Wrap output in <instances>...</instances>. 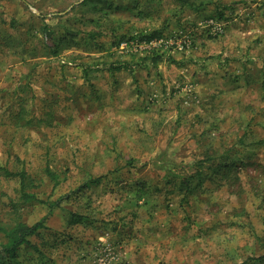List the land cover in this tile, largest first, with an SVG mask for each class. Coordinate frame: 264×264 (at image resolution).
Here are the masks:
<instances>
[{
	"label": "rangeland",
	"instance_id": "374dc122",
	"mask_svg": "<svg viewBox=\"0 0 264 264\" xmlns=\"http://www.w3.org/2000/svg\"><path fill=\"white\" fill-rule=\"evenodd\" d=\"M41 221L0 264H264V0H0V227Z\"/></svg>",
	"mask_w": 264,
	"mask_h": 264
},
{
	"label": "trees",
	"instance_id": "16d2710c",
	"mask_svg": "<svg viewBox=\"0 0 264 264\" xmlns=\"http://www.w3.org/2000/svg\"><path fill=\"white\" fill-rule=\"evenodd\" d=\"M51 27L46 26V30ZM162 33L155 31L150 35H144L140 38L139 42L150 43L155 39H161ZM160 58V57H159ZM159 59H154L153 62L157 64ZM132 66L129 63H120L111 65V69L113 72L122 71V70H131ZM7 177L14 178L20 181V191L22 193L23 198L27 202L40 201L35 193H32V190L35 188L34 178L30 176L27 170L21 171H6ZM46 174L51 180L55 182H59V175L55 170L47 167ZM58 185V184H57ZM56 185V187H57ZM44 228V221H41L35 225L28 224H18L15 227H0V235L3 236L2 243L0 244V256H13L17 253L19 248L25 244L28 239L35 235L38 230Z\"/></svg>",
	"mask_w": 264,
	"mask_h": 264
}]
</instances>
